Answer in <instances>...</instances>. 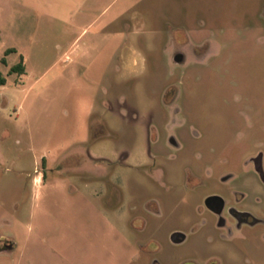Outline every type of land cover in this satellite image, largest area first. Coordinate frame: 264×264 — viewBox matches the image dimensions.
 <instances>
[{
    "label": "rangeland",
    "instance_id": "374dc122",
    "mask_svg": "<svg viewBox=\"0 0 264 264\" xmlns=\"http://www.w3.org/2000/svg\"><path fill=\"white\" fill-rule=\"evenodd\" d=\"M0 78V264H264V0H0Z\"/></svg>",
    "mask_w": 264,
    "mask_h": 264
},
{
    "label": "flooded vegetation",
    "instance_id": "af4514ba",
    "mask_svg": "<svg viewBox=\"0 0 264 264\" xmlns=\"http://www.w3.org/2000/svg\"><path fill=\"white\" fill-rule=\"evenodd\" d=\"M259 177L262 181H264V175H262V172H259ZM203 208L208 214L215 218V222H219V226H222L225 224V222H230V219H238L239 222H245L247 224H254L255 222H259L258 219L255 218V214H253L251 211H248L250 213H238L235 212L230 206L231 200L227 201V199L218 193H212L207 196H205L203 199ZM229 215V218H225L227 214ZM236 217V218H235ZM171 236L172 239H171ZM170 236L171 242L174 244H180L185 240V236L180 233H172ZM181 240V241H180Z\"/></svg>",
    "mask_w": 264,
    "mask_h": 264
},
{
    "label": "trees",
    "instance_id": "16d2710c",
    "mask_svg": "<svg viewBox=\"0 0 264 264\" xmlns=\"http://www.w3.org/2000/svg\"><path fill=\"white\" fill-rule=\"evenodd\" d=\"M12 51H13L12 49H8V50H6L5 53L8 54V53H10ZM11 71H13V72H19L20 74H22L24 72V66L22 64V58H21V61L18 64L14 65L11 68ZM0 84L1 85L4 84V80L2 78H0ZM42 161H45V160H42Z\"/></svg>",
    "mask_w": 264,
    "mask_h": 264
},
{
    "label": "water",
    "instance_id": "95a60500",
    "mask_svg": "<svg viewBox=\"0 0 264 264\" xmlns=\"http://www.w3.org/2000/svg\"><path fill=\"white\" fill-rule=\"evenodd\" d=\"M178 59H179V58H178ZM178 59H177V60H178ZM255 168H256L257 171L261 172L260 163L257 162V163L255 164ZM172 237H173V236H171V239H172ZM180 241H181V240H180Z\"/></svg>",
    "mask_w": 264,
    "mask_h": 264
},
{
    "label": "crops",
    "instance_id": "0c3cea01",
    "mask_svg": "<svg viewBox=\"0 0 264 264\" xmlns=\"http://www.w3.org/2000/svg\"><path fill=\"white\" fill-rule=\"evenodd\" d=\"M90 156L88 157V156H85L84 158H85V160L87 161V163H88V161L90 160V158H94V156H92L91 154H89ZM86 163V164H87Z\"/></svg>",
    "mask_w": 264,
    "mask_h": 264
}]
</instances>
